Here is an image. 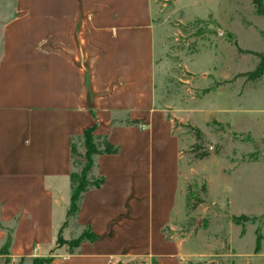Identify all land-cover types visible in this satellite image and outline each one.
<instances>
[{
  "label": "crops",
  "instance_id": "crops-1",
  "mask_svg": "<svg viewBox=\"0 0 264 264\" xmlns=\"http://www.w3.org/2000/svg\"><path fill=\"white\" fill-rule=\"evenodd\" d=\"M156 69L152 0H15L0 52V259L14 226V261L55 250L50 264H184L165 232L182 142ZM92 127L120 151L98 156L105 183L75 219L98 239L71 251L57 244L72 238V145Z\"/></svg>",
  "mask_w": 264,
  "mask_h": 264
},
{
  "label": "rangeland",
  "instance_id": "rangeland-1",
  "mask_svg": "<svg viewBox=\"0 0 264 264\" xmlns=\"http://www.w3.org/2000/svg\"><path fill=\"white\" fill-rule=\"evenodd\" d=\"M152 4L157 103L172 110L182 142L166 235L182 240L184 264H264V11L258 0ZM14 13L15 0H0V52ZM73 144L84 153V139ZM74 167L80 173L82 160ZM2 227L12 244L14 226ZM66 227L72 238L61 245L88 232L74 219ZM2 256L0 264H37Z\"/></svg>",
  "mask_w": 264,
  "mask_h": 264
},
{
  "label": "trees",
  "instance_id": "trees-1",
  "mask_svg": "<svg viewBox=\"0 0 264 264\" xmlns=\"http://www.w3.org/2000/svg\"><path fill=\"white\" fill-rule=\"evenodd\" d=\"M258 7L260 11H264V0H258ZM84 153L78 154L75 150L74 144L72 145V158L74 164L76 159L79 158L83 162V167L80 173H73L71 176L72 180V196L71 205L68 211V219L64 226H66L71 219H76L80 211V203L83 195L93 189H99L105 183V180L97 172L98 162L97 158L104 154H117L120 151V147L111 144L107 138L103 136H98L95 134V127L89 128L84 132ZM96 178H91L95 176ZM98 239L90 228H88L87 233H83L76 241H71L70 243L64 242L63 245H68L71 248L78 249L84 242H95ZM62 241V236L58 239V244L60 246ZM11 247V237H8L4 246L2 247L1 254L7 257L10 256ZM37 264H50L53 261V257L45 258H35Z\"/></svg>",
  "mask_w": 264,
  "mask_h": 264
}]
</instances>
